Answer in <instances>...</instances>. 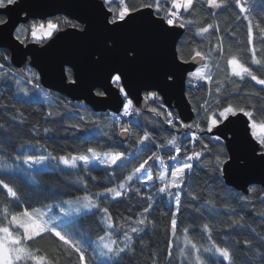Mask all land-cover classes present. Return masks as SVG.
<instances>
[{"label": "snow or ice", "instance_id": "1", "mask_svg": "<svg viewBox=\"0 0 264 264\" xmlns=\"http://www.w3.org/2000/svg\"><path fill=\"white\" fill-rule=\"evenodd\" d=\"M255 5L256 0H139V3H131L130 0H102V5L93 3L92 7L100 19L102 30L108 34L103 40L102 51L93 53L89 57V63L95 66L104 65L117 48V42L112 34L134 23L139 19L135 14L142 13L144 10H148L144 23L157 32L172 35V30L184 29L194 38H199L196 47L192 48L190 58H184L181 51L183 45H179L172 66H162L158 72V82L142 85L140 91L144 93L143 106L148 112L155 117H163L169 128H175L178 132L180 129L189 130L185 132L189 142L195 144L198 141L202 149L196 151L193 148L189 154L188 149L184 147V141L178 143L177 136L172 135L166 144L156 145L157 148L171 150L168 154L170 165L156 151L146 147L145 152H151V155L142 159L139 165L123 177L116 186H104L101 191L77 196L74 201H61L58 205L59 215L54 213L52 205L28 206L26 200L30 197H22L19 189L11 183L17 179L16 172L24 171V169H13L4 165L0 168V172H3V175H0V197H3L0 201L3 204L0 207V264H73V257H75L74 264H92L93 260L96 264H120L121 260L126 257L130 259L135 254L136 237L141 238V251L149 247L143 244L141 234H146L150 226L156 227L154 221L147 215L157 203L154 194L144 196L141 187L134 189L141 204L147 201V206L143 207L131 221V224L137 226H130L129 230H123V225H118L109 209L96 199V197H103L105 201L108 198L116 201L127 197L128 193L133 191L134 179H139L137 174L142 170L146 180L140 179L141 186L148 181H154V173L146 168L149 161L159 165L155 170V180H158L160 184L154 187L153 193H159L161 197L167 195L175 202V210L170 213L169 238L163 250L165 264H176L177 259L180 264H241V262L264 264V227L258 232L255 227L248 225L245 219L246 215H258L261 222H264V191H257L255 187H251L248 193L252 195H242L232 203H228L226 199L214 195L211 190L207 198L202 199L201 195L193 192L186 183L201 168L205 170L206 183L216 184L222 181L228 169L237 162L233 156L229 155L234 143L242 145L245 151V155L239 157L243 163L241 171L248 169L253 163H258L264 171V107L258 108L257 103L252 101L253 97L264 101V18L257 14ZM17 9L28 11L18 0H0V26H2L0 37H3L7 31L9 40L15 39L20 45L27 46L28 43H35L43 48L48 41L54 39L56 34L65 32L67 28L74 30L73 35L80 33L79 39H85L89 35V29L84 27L86 21L73 22L80 21V17L69 18L67 15L59 17L51 12L41 15L38 19L29 12L31 22L16 28L13 34L9 19L10 13ZM229 10L232 11L236 21L247 22L246 49L239 47V41H232L226 50L224 32L235 35L234 29L231 25H226L225 30H221L218 24L208 20V17L215 19L222 12ZM261 12L264 13V9H261ZM198 16L202 19H198ZM254 20L255 23H253ZM67 34L65 32V35ZM209 35L215 37V44H210L205 51L201 43ZM28 37L31 39L28 40ZM233 43L237 45L235 49L232 47ZM48 46L51 47L50 44ZM241 52L245 54L240 55ZM10 59L7 55L0 56V75L5 69L4 61ZM138 59L137 48L129 46L126 55L121 57L122 66L110 68L105 77L106 81L110 78L123 97L121 117L139 115L138 109L134 107L133 99L126 91L129 87L126 72L137 64ZM177 60H179L178 64ZM181 64H199V66L193 71L181 69ZM71 67L69 66L67 73V84L74 88L79 87L80 77L79 75L73 77ZM214 68L215 71H213ZM185 71H187L186 83L189 89L199 88L204 91V85L208 86L202 102L192 105V111L196 113L192 123H184L178 114L169 111L165 107L166 101L161 98V90L174 89L177 73L183 76ZM25 75L29 77L26 83L39 88V74L28 69ZM16 83L20 84V80L17 79ZM256 86L259 88L257 89ZM107 91V88L104 91L97 90L95 95L103 97ZM188 95L191 97V92ZM245 99L249 102H244ZM149 101L159 103L156 106H149ZM189 103H192L191 98ZM56 114L58 115L59 112ZM47 116L51 117L53 113L49 112ZM240 116L245 118L241 121L244 126L243 136L238 138L233 132L232 140L228 141L229 146L226 150L222 137L225 140L228 139L227 132L232 131L230 125L234 123L232 118ZM78 119L87 122L84 116H78ZM119 125V134L125 138L135 135L137 145L155 143L148 131L139 135L128 126L127 122L120 121ZM72 127L79 129L81 125L73 124ZM3 128L4 125L0 124V129ZM192 129L195 131L192 132ZM201 132L212 135L205 138L198 135ZM182 151L184 154L181 157ZM122 159L126 157L120 151L106 152L101 155V151H98L96 147H88L85 153L70 157L64 155L57 157L51 153L47 156L44 154L25 156L22 164L32 168L35 165H44L46 161H55L57 167L63 165L65 169L75 170L82 164L85 170H89L90 164L96 162L107 169H113ZM15 160L20 162L19 153ZM108 175L110 177L112 173L109 172ZM92 179L96 180V176ZM77 183L87 190L88 185L82 177H77ZM260 183L264 184V179ZM185 189H188L187 196L191 201L200 203L183 205L184 207H194L200 212L207 206V210L201 214L211 213L207 222L198 225L199 241L192 235V230L197 227L195 223H189L181 228L178 221V213L182 207V192ZM255 201H258L261 206L259 212L241 214L245 212V209H255ZM50 211L53 212L52 215H49ZM87 213L101 214L98 216V228L101 234H98L94 245L87 244L83 235L76 231L79 224L78 218ZM217 215H224L230 220L226 228L222 229L223 236L219 241L214 238V225L211 222ZM245 229H247L246 232ZM236 230L246 236L243 242L237 239L233 243L228 239L230 235L235 234ZM46 237L55 245L52 252L35 246L38 240ZM89 247L92 248L93 253L91 258L88 254ZM237 253H242L243 256H238ZM160 256L161 252H153L149 259L153 264H160Z\"/></svg>", "mask_w": 264, "mask_h": 264}, {"label": "trees", "instance_id": "2", "mask_svg": "<svg viewBox=\"0 0 264 264\" xmlns=\"http://www.w3.org/2000/svg\"><path fill=\"white\" fill-rule=\"evenodd\" d=\"M131 3H139V0H130ZM199 7V5H197ZM255 11L257 14L264 18V13L261 9H264V0H256ZM163 15V13H161ZM202 19V17H197ZM208 20L214 24H218L221 30H225L226 25H231L234 29L235 35H229L227 31L225 34L224 47L227 50L229 43L232 41H239V47L246 49L247 42V22L236 21L232 11L222 12L219 17H208ZM30 23V22H29ZM255 23V20L253 21ZM22 24L18 27H22ZM238 25V27H237ZM23 38V37H22ZM31 38L28 37V40ZM199 38H194L191 33L184 30L181 38L178 40L177 47L183 45L182 54L184 58H190L192 48L196 47V42ZM257 43H259L257 41ZM210 44H215V37L209 35L207 39L203 40L201 46L203 50L207 51ZM233 49L237 47L235 43L232 44ZM241 52L240 55H244ZM7 55L8 52L4 49L0 50V56ZM5 69L3 74L0 75V124L4 125L3 129H0V168L4 165H8L13 169H16L15 157L20 154V159L29 155H39L44 152L51 153L55 156L64 155L70 157L71 155L83 154L87 151L88 147H96L98 151H101V155L106 152L120 151L124 154L126 159H122V164L114 166L113 169L93 168L86 171L79 167L75 170H60L52 168L50 170L24 172L17 171V179L11 181V183L19 189L22 197H30L26 200L28 206L43 207L48 204H60L63 200H73L77 196H83L89 193H95L101 191L104 186L114 187L120 180L130 174L134 167L138 166L142 159L147 155H151V152H145L146 147H150L152 151H156L161 157L169 164L168 154L171 151L169 148L160 149L156 145L161 143L166 144L168 139H171L172 135L177 136L178 143L184 141V147L189 151V154L193 150L200 151L202 145L197 141L195 144L189 142V138L185 136V132L189 130L180 129L179 132L175 128H169L164 122L163 117H155L147 109L137 108L139 115L133 114L131 117L117 120L109 112L95 113L92 109L86 107L82 102H72L70 99L65 98L60 94H56L50 90H44L41 88H34L31 84L26 83L29 79L25 75L26 71L30 69L32 72L37 73L31 69L27 64L22 68H13L9 61H4ZM69 69L66 70V77ZM215 71V68L213 69ZM72 74V73H71ZM20 80V86L29 94V96H36L41 94L44 97L43 101L34 100H22L15 97V91L12 83H16V80ZM187 81V79H186ZM12 82V83H10ZM17 84V83H16ZM257 89L259 86H256ZM208 86L204 85V91L199 88L189 89L186 85L185 94H187L188 101L191 98L193 104L198 105L202 102V98L205 96ZM97 91V90H96ZM95 91V93H96ZM191 92V97L188 93ZM47 94V95H45ZM144 96V95H143ZM253 102L257 103V107H264V101H260L259 98L253 97ZM244 102H249L247 99ZM149 106H156L159 102L149 101ZM169 110V109H168ZM171 111V110H169ZM52 112L53 116L48 117L47 113ZM59 112L57 115L56 113ZM174 114L176 112L172 111ZM196 117V113L193 112ZM78 116H84L87 122L79 120ZM67 117V118H66ZM195 119V118H194ZM127 122L129 127H132L135 133L142 135L144 131H148L152 136L155 143L148 145H137L135 143V135L128 137L125 143H121L118 139L119 136V122ZM73 124H80L79 129L72 127ZM47 129V131H45ZM192 132L195 130L192 129ZM200 136L207 138L208 134L201 132ZM110 137V138H109ZM111 146V147H110ZM225 147V145H224ZM174 155V151H172ZM183 151L181 157L183 156ZM207 158V156L205 157ZM179 159V157H178ZM148 171L154 173L153 184L143 187L140 184V179L145 176L144 171L138 173L139 179H134L132 187L133 191L128 193L127 197H122L116 201L108 198L106 201L104 198H99L104 207L109 209L110 214L114 217V220L118 225H134L131 221L136 218L143 207L147 206V201L141 204L139 196L135 194L134 189L141 187L142 194L147 196L154 194V198L157 203L148 215L149 219H152L156 225L155 228L151 226L148 228L146 234L142 233L143 244L149 247L144 248L141 251L140 237H136V252L131 258H125L120 261V264H153L149 256L153 252H161L160 264H165L163 259V250L166 248L167 240L169 238L168 226L170 220L171 211L175 210V202L171 197L165 195L160 196L159 193H153L154 187L159 186L160 182L155 180V170L158 169L157 165L149 161V165H146ZM24 169V168H22ZM112 175L109 177L108 173ZM205 170L200 169L190 181H186L189 184L191 190L199 195L202 199L207 198L209 190L221 198L227 200L228 203H232L237 197L245 195L234 188H229L225 185L224 180L210 184L206 183L207 176L204 174ZM3 175V172H0ZM30 176V178H29ZM82 177L88 185L87 190L82 185L77 183V177ZM96 176V180L92 177ZM255 187L257 191H264L260 186ZM250 187V188H251ZM175 191V190H174ZM188 189L182 192V207L178 213V221L180 227H184L189 223H195L197 227L192 230L193 238L197 241L200 240L198 225L207 222L209 215H202V212L207 210V206L201 209L200 212L196 211L194 207H184L183 205H197L200 202L191 201L187 196ZM246 195H252L250 193ZM3 197H0V201ZM255 209H245L244 213L259 212L260 204L255 201ZM3 204L0 203V207ZM221 211L223 207L221 206ZM167 213V215H166ZM97 213L93 215L87 213L79 217V224L76 228L77 233L83 235L85 242L92 245V241L96 239L99 232L98 216ZM127 218V219H125ZM197 218V219H193ZM246 223L252 227H255L259 232L264 227V222L258 215H246ZM214 225L213 235L216 240H221L223 236L222 229L226 228L230 220L224 215H217L211 221ZM137 226V225H134ZM247 229H245V232ZM246 238L244 234H241L239 230H236L235 234L230 235V239L233 243L237 239L241 242ZM36 247L47 250L49 252L54 251L55 245L49 238H44L36 242ZM89 258L92 257V248L88 249ZM238 256H243L242 253H237ZM75 257H73V264ZM92 264H96L93 260ZM176 264H178L176 260ZM243 264V262H241Z\"/></svg>", "mask_w": 264, "mask_h": 264}, {"label": "water", "instance_id": "3", "mask_svg": "<svg viewBox=\"0 0 264 264\" xmlns=\"http://www.w3.org/2000/svg\"><path fill=\"white\" fill-rule=\"evenodd\" d=\"M18 2L28 11L17 9V11L10 13L9 26L13 34L18 26L31 22L29 12L37 19L41 15L51 12L54 16L59 17L66 15L69 18L80 17V21L73 22L86 21L84 27L89 29V35L85 39H79L80 33L73 35L74 30L67 28L65 29L67 35L65 32L58 33L53 40L48 41L41 48L35 43H28L27 46H24L18 44L15 39L9 40L6 31L3 37H0V50L4 49L8 52L13 68L20 69L27 64L35 70L40 76L39 83L42 89L58 93L72 102H82L95 113L112 112L118 114L121 111L123 97L110 78L106 81L105 77L110 68L122 66L121 57L126 55L129 46L137 48L139 59L137 64L126 72V80L129 82L126 91L133 99L135 107L145 109L143 106L144 93L140 91V87L145 84L157 83L160 68L164 65L172 66L173 58L177 55L178 40L184 33V29L172 30V35L157 32L144 23V18L148 15V10H144L142 13L135 14L139 17L138 20L120 32L112 34L113 39L117 42V48L107 58L104 65L95 66L89 63V57L93 53L102 51L103 40L108 35L103 32L100 19L92 7L93 3L102 5V0H18ZM3 11L6 12L7 10ZM49 44L51 47L48 46ZM21 53H26V55H21ZM92 58L95 59V57ZM176 63L178 64L179 60ZM69 66H72L70 70L73 77L76 75L80 77L79 87L74 88L67 84L66 70L69 69ZM198 66L199 64H181L180 68L194 71L195 67ZM62 76L64 77L63 80ZM186 79L187 71L184 72L183 76L177 73L175 88L171 90L162 89L161 98L166 101L165 107L167 109L176 112L184 123H190L195 115L187 94H185ZM105 88L108 91L103 97L95 95L96 90L104 91ZM232 119L234 123L230 125L232 131L227 132L228 139L225 140L222 137L226 150L229 146L228 141L232 140L233 132L238 138L243 136L244 126L241 121L245 118L240 116ZM127 138L120 134L118 136L122 144L128 140ZM229 155L233 156L237 162L232 164L223 178L227 187L234 188L245 195L248 194V189L253 185L264 189V184L260 183L264 179V171L258 163H253L248 169L241 171L243 163L239 157L245 155L242 145L234 143Z\"/></svg>", "mask_w": 264, "mask_h": 264}, {"label": "rangeland", "instance_id": "4", "mask_svg": "<svg viewBox=\"0 0 264 264\" xmlns=\"http://www.w3.org/2000/svg\"><path fill=\"white\" fill-rule=\"evenodd\" d=\"M10 83H12V82H10ZM12 85H13V87H14V91H15V97L16 98H18V99H22V100H34V101H36V100H38V101H43L44 100V97H43V95H41V94H37L36 96H29V94L19 85V84H16V83H12ZM21 89H23V91L21 90ZM25 93H27V95H25ZM195 118V117H194ZM194 120V119H193ZM193 122V121H192ZM192 122H190V123H192ZM195 130V129H194ZM44 155H48L49 153L48 152H44L43 153ZM104 155V154H103ZM72 156V155H71ZM22 160L23 159H20V162H17L16 160H15V167H16V169H20V168H24V172H32V171H38V172H40V171H43V170H50V169H52V168H55V169H63V170H69V171H71V170H73V169H65L64 168V166L63 165H60L59 167H57L56 166V162L55 161H46L45 162V164L44 165H35V166H33L32 168H28L27 166H25V165H23L22 164ZM123 163V161H119L118 162V164H117V166L118 165H120V164H122ZM171 164V162L169 161V165ZM157 165V168L159 167V165L158 164H156ZM79 167H81V168H83L84 169V167H83V165L82 164H80L79 166H78V168ZM104 166H102V165H100L99 163H96V162H93L92 164H90V167H89V170H91V169H93V168H103ZM86 171H88V170H86ZM29 178H30V176H29ZM141 179H145L146 180V175L145 176H143ZM156 181H158V180H156ZM153 182L154 181H148L146 184H144L143 185V187H147V186H149V185H151V184H153ZM159 182V181H158ZM99 198H103V197H96V199L98 200ZM73 201H74V198H73ZM58 205L59 204H52V206H54V213L56 214V215H59V207H58ZM53 214V212L52 211H50L49 212V215H52ZM130 226H134V225H130ZM130 226L129 225H127V226H123V230H129L130 229ZM118 234H121V233H118ZM96 239H97V237H96ZM96 239H94L93 241H92V245H94V243H95V241H96ZM177 262H178V264H180V262H179V259H177Z\"/></svg>", "mask_w": 264, "mask_h": 264}, {"label": "built area", "instance_id": "5", "mask_svg": "<svg viewBox=\"0 0 264 264\" xmlns=\"http://www.w3.org/2000/svg\"><path fill=\"white\" fill-rule=\"evenodd\" d=\"M112 115H113V114H112ZM113 116H114V118L117 119V120H122L123 118L126 119V118L130 117V116H128V117H121L120 114H118V115H113Z\"/></svg>", "mask_w": 264, "mask_h": 264}]
</instances>
